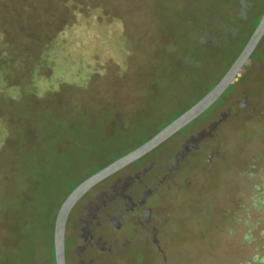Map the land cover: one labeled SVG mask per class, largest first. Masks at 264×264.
<instances>
[{"label":"rangeland","instance_id":"obj_1","mask_svg":"<svg viewBox=\"0 0 264 264\" xmlns=\"http://www.w3.org/2000/svg\"><path fill=\"white\" fill-rule=\"evenodd\" d=\"M225 2L0 0L1 42L11 45L8 60L0 61V78L4 76L0 82V131L6 134L0 144V201L12 190L16 176L21 180L43 177L53 165L63 167L65 184L77 185L99 167L148 141L186 111L222 74L224 60L241 45L264 5V0H248L251 8L244 10L241 35L229 41L225 58L216 55L213 68L203 63L194 68L198 75H182L180 87H176L169 71L183 56L193 54L202 23L211 21ZM77 12L85 16L95 13L96 26L120 22L126 51L122 61L95 44L92 58L97 70L83 87L62 82L71 80L74 64L81 70L85 63L79 52L59 45L45 49L64 26L76 21ZM99 32L97 29L93 35ZM64 34H68L67 29ZM261 49L253 58L258 55L264 59V41ZM118 54L122 55L119 50ZM73 55L78 61L69 64ZM50 61L54 64L40 74ZM252 70L250 62L197 120L177 132L183 135L197 122L215 117L216 112L218 117V112L242 100L239 95L245 94L249 103L256 105L253 112H242L233 120L234 125L222 130L221 153L204 171L201 188L191 198L174 202L169 230L163 233L169 244L167 264H264V72L255 76ZM242 78L255 83L235 88ZM177 134L152 153L163 154L168 160ZM52 207L44 206L46 212ZM34 219L33 213L23 217L20 206L0 203V264H18L13 257L19 247L12 241L19 237L22 225L26 229ZM36 221L32 258L27 264H54L50 214ZM21 236L27 247L28 233ZM97 264L165 263L145 240Z\"/></svg>","mask_w":264,"mask_h":264},{"label":"flooded vegetation","instance_id":"obj_2","mask_svg":"<svg viewBox=\"0 0 264 264\" xmlns=\"http://www.w3.org/2000/svg\"><path fill=\"white\" fill-rule=\"evenodd\" d=\"M263 41L264 35L241 71L251 62L253 75L259 76L264 72V59L258 55L253 58L261 52ZM256 66L258 69L255 71ZM254 83L246 84L253 86ZM241 84L244 82L240 81L235 88L239 89ZM239 96L242 100H235L225 111L218 112V117L216 112L215 117L197 122L183 135L176 133V144L168 160L163 158V154L152 153V150L101 180L81 196L71 208L65 224V264H97L104 259L115 258L116 253L127 252L145 240L167 264L165 251L169 244L163 233L169 230L174 202L191 198L195 190L201 188L200 180L206 178L202 176L204 171L221 153L222 130L234 125L233 120L242 112L255 110L256 105H251L245 94ZM215 122L217 125L210 134L199 137L200 132L208 130L209 125ZM102 168L85 176L67 195ZM202 216H205L204 212Z\"/></svg>","mask_w":264,"mask_h":264},{"label":"trees","instance_id":"obj_3","mask_svg":"<svg viewBox=\"0 0 264 264\" xmlns=\"http://www.w3.org/2000/svg\"><path fill=\"white\" fill-rule=\"evenodd\" d=\"M248 8H251V4L248 3V0H226L225 4L216 10L214 18L211 21L205 20L204 23H202L203 26L199 28L200 33L193 44V54L191 56H183L181 58L180 64H174V68L169 71V73L171 74L170 77H172L173 80V84L176 87H180V79L182 75H198L197 70H195L194 68H199L203 63H205L207 67L213 68V61H215L216 55L221 58H225V56L228 54V51H230V49H228L227 47L228 44L231 43L229 41H233V39L239 38V36L241 35V29L239 28V25L245 21L243 13L244 10H247ZM96 12L98 13V11ZM263 12L264 5L262 6V10L258 15L257 22ZM95 15L96 14L94 13L89 14L88 16L87 12V15L85 16L84 13L77 12L75 14L76 21L69 26H64L61 32L58 33L57 37L53 38V40L47 44V48H45L50 49L54 46L59 45L61 47L63 46L66 51L75 49L85 60V63L81 66V70H79L77 65L74 64L78 61L77 56H71L69 59V64L75 65V67H72L71 80H64L62 82L75 84L80 87L86 85L89 77H91L97 70V67L95 66V59L92 58L94 48L96 46L95 44L97 43L100 44L99 47L107 48V50L112 54V57H117L122 61L126 57L124 37L122 36L120 22L114 21L111 24H107L106 26H96V21L94 20ZM257 22L249 30L248 34L244 35V40L242 41L241 45L238 46L235 50L230 51L232 55L228 56L224 60V71L218 77L216 82L213 83L208 90H204V92L199 95V98L193 101V103L188 108L198 102L221 80V78L225 75V73L231 67L233 62L236 60V58L239 56L244 46L248 42L247 40H249L248 38H250L251 32L257 26ZM65 29H67L68 34L66 36L65 34L61 35V33ZM97 29H100L99 35L94 36L93 34H95V30ZM1 39L2 34L0 33V50H2L0 51V61H6L8 60L7 56L9 57L8 49L11 45L4 44L3 42H1ZM84 48H86V50L82 53V50ZM118 50L122 55L118 54ZM192 52L190 51V53ZM104 54H106V52ZM53 64L54 62L50 61L49 65H44L40 74L44 75L43 71H45L46 69H50L51 65ZM34 66L31 72H33L35 68ZM35 74L36 73L34 72V75ZM30 78L32 80V74ZM0 79V82H4V76ZM241 81H243L244 84L247 83L243 78ZM192 84L196 86V80L192 79ZM184 111L185 110H183L180 114H182ZM5 137V132L0 131V144L3 143ZM46 170V173L43 172V177H29L21 180L18 176H16L14 184L11 188L12 190L7 192L6 194L3 193V198L0 201V203H2V206H20L23 217H25L27 213L35 214L34 221H29L26 224V229L24 225H22L21 230H19V237L14 238L12 241V245L17 244L19 247L18 251L14 253L13 257V262L18 264H27L28 262H30L32 258L33 245L31 242V237L34 236V230L37 229L38 225L36 220L41 219L42 216H45L46 213H48V215L50 214V246L53 256V232L57 211L64 199L68 196L67 194L69 193V191L75 186L71 184L70 186H68L67 184H65V181H63V179L65 178V174L63 173V167H61L60 165H53V167L47 168ZM57 188H59V191H57ZM31 206L33 207L30 209ZM44 206L53 207L50 209V211L48 210L46 212ZM25 232L28 233L29 236L27 247L25 246V237L21 236V233L23 234Z\"/></svg>","mask_w":264,"mask_h":264},{"label":"water","instance_id":"obj_4","mask_svg":"<svg viewBox=\"0 0 264 264\" xmlns=\"http://www.w3.org/2000/svg\"><path fill=\"white\" fill-rule=\"evenodd\" d=\"M264 35V12L262 17L249 38L248 42L244 46L243 50L233 62L231 67L221 78V80L198 102H196L189 109L180 114L177 118L171 121L157 134H155L148 141L130 151L126 155L122 156L118 160L112 162L106 167L100 169L96 173L92 174L81 182L62 202L54 223L53 232V251L55 264H65V248H64V236H65V224L68 214L74 204L83 196L90 188L95 184L105 179L114 172L122 169L130 163L138 160L143 155L147 154L169 137L173 136L179 130L187 126L190 122L196 119L201 113L208 109L229 87L239 74L251 54L255 50L257 44ZM217 122L209 125L208 130L199 133V137H203L206 134H210L215 129Z\"/></svg>","mask_w":264,"mask_h":264}]
</instances>
